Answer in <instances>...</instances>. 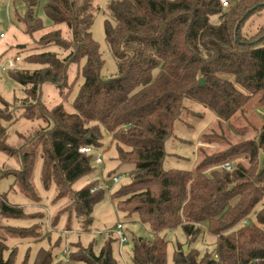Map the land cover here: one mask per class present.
<instances>
[{"label":"trees","instance_id":"1","mask_svg":"<svg viewBox=\"0 0 264 264\" xmlns=\"http://www.w3.org/2000/svg\"><path fill=\"white\" fill-rule=\"evenodd\" d=\"M41 2L25 0L26 12L19 18L37 51L25 61L39 68L9 70L25 98L9 103L0 95V152L21 162L20 170L0 172V180L13 177L10 190L19 187L26 198L40 202L34 177L42 160L43 188L48 191L54 183L57 203L70 201L58 213L57 225L64 216L68 229L77 221L89 232L95 207L107 192L95 183L73 191L76 182L96 171V154L80 149L106 152L115 145L118 166L134 168L130 182L110 198L119 213L152 235L131 237L130 264H168L166 233L179 228L189 249L179 246L174 264H264V207L256 211L264 200V122L258 137L205 154L196 171L164 168L165 144L174 137L175 123L193 113L185 100L225 121L245 114L253 98L264 108V26L254 35L243 33L244 24L264 11V0H228V8L220 0H110L105 36L118 68L111 78L102 75L105 62L92 33L100 10L94 0H44L49 30L38 15ZM71 67H76L72 83ZM80 76L75 113L63 104L49 108L43 103L44 84H54L67 100ZM22 119L47 126L28 141L20 135L25 142L14 147L8 131ZM105 132L111 137L107 148ZM226 163L234 164L231 173ZM0 216L22 218L25 212L0 195ZM203 228L216 237L212 252L192 248ZM1 230L24 238L31 229ZM106 236L98 252L95 242L74 246L69 261L123 264L117 240ZM17 259L18 249H10L0 233V264H17ZM33 264L63 263L53 249L41 248Z\"/></svg>","mask_w":264,"mask_h":264},{"label":"rangeland","instance_id":"2","mask_svg":"<svg viewBox=\"0 0 264 264\" xmlns=\"http://www.w3.org/2000/svg\"><path fill=\"white\" fill-rule=\"evenodd\" d=\"M25 0H0V60H6L19 55L22 62L19 63V69L36 70L37 65L26 63L25 57L36 53L34 40L25 34V26L19 21L26 12ZM110 0H94L100 8L96 14L92 27L94 40L100 46V52L105 62L102 75L105 78H111L117 75V63L106 42L105 23L108 19L107 7ZM44 0L38 9V15L43 20L47 30L50 29V21L43 9ZM264 26V11L252 16L243 26V33L254 35L258 29ZM5 36L1 38V35ZM40 33L35 35L39 39ZM69 82H74L76 78V67L70 69ZM83 83L82 76L79 77L72 93L67 100L63 99L62 94L54 84L46 83L42 86L41 100L49 108L63 104L69 113H75L74 102L79 89ZM245 93V90L240 88ZM0 95L9 103L16 99L25 98L23 87L12 79L9 70H0ZM186 106L193 112L190 116L186 115L182 121H177L174 127V137L167 140L165 150L168 153L164 168L179 169L187 171H196V168L205 154L215 151H221L235 145L243 140L255 139L258 137L259 130L264 122V108L256 98H253L247 105L245 114H238L230 121L219 119L213 112L204 106L185 100ZM47 125L42 121H29L22 119L9 128V144L18 147L25 142L20 135L29 140L33 132ZM211 141V142H209ZM105 148L111 145V137L105 132ZM34 145V143H33ZM33 145L27 149H32ZM103 156L102 164H95L96 171L87 177L82 178L73 186V191L80 190L88 184L95 183L97 188H103L107 194L105 199L99 203L93 213V223L90 231L85 232L82 225L75 221L72 230L67 228V217H62L57 225V215L70 203L66 200L57 203V186L52 183L47 191L41 183V165L39 159L35 170L34 185L36 186L40 202H33L26 198L19 187L10 190L14 178L6 177L0 180V195L7 196L11 204L22 206L25 217L22 218H3L0 216V226L12 228H26L30 230V236L19 238L6 234L7 231L1 230V235L7 239L10 249H18L17 264H24L26 257L28 264H33L38 251L41 248L46 250L53 249L57 261L67 264L68 257L74 246L81 244L88 247L95 242L96 252L100 251L102 245L108 238L107 233L112 230L117 223H123L129 237L152 238L147 227L134 223L122 213H119L115 204L110 198V194L130 182V172L132 165L119 167L116 157V146L111 145L108 151H99ZM241 161V160H237ZM243 162V160H242ZM246 163V162H244ZM21 169L19 158L11 157L0 152V172L7 173ZM124 176L119 183L113 181L114 177ZM264 207V200L258 205L256 211ZM67 216V215H66ZM101 233H104L101 235ZM168 247V264H174V253L179 246H188V239L181 228L166 233ZM61 241L58 246V242ZM216 246V237L206 232L203 228L201 237L192 244V248L201 253L214 251ZM68 251V254L65 251ZM8 256V254H7ZM126 261L131 262V252L126 253Z\"/></svg>","mask_w":264,"mask_h":264},{"label":"built area","instance_id":"3","mask_svg":"<svg viewBox=\"0 0 264 264\" xmlns=\"http://www.w3.org/2000/svg\"><path fill=\"white\" fill-rule=\"evenodd\" d=\"M220 1L226 8L229 7L228 0H220ZM4 36L5 35L2 34L1 38H3ZM20 62H22V58L19 55L13 58H8L6 60H0V70L7 71V70L16 69L18 68V65ZM80 152L85 153V154L95 153L96 154L95 164L103 163L102 154L94 150L93 148H88V147L81 148ZM223 167L227 172L231 173L233 171L234 164L226 163ZM123 177L124 176H120V177L116 176L113 178V181L115 183H119ZM103 234L104 233H101V235ZM107 234H112L113 237L117 240L118 255H119L120 260L123 262V264H130L126 261V253L132 250L134 243L131 240V237H129L128 232L125 228V225L123 223H117L116 226L112 230H110ZM65 252L68 254L67 250ZM67 264H72L69 261V258L67 260Z\"/></svg>","mask_w":264,"mask_h":264},{"label":"water","instance_id":"4","mask_svg":"<svg viewBox=\"0 0 264 264\" xmlns=\"http://www.w3.org/2000/svg\"><path fill=\"white\" fill-rule=\"evenodd\" d=\"M203 85H204V80L200 79L199 86H203ZM263 160H264V155H261V167H262V164H263ZM187 250H188V246H185L184 247V251H187Z\"/></svg>","mask_w":264,"mask_h":264}]
</instances>
